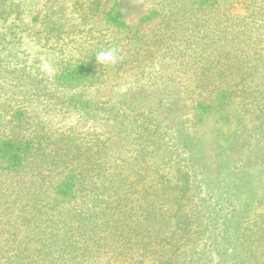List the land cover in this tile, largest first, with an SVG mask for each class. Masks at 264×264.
Instances as JSON below:
<instances>
[{"label":"trees","instance_id":"obj_1","mask_svg":"<svg viewBox=\"0 0 264 264\" xmlns=\"http://www.w3.org/2000/svg\"><path fill=\"white\" fill-rule=\"evenodd\" d=\"M32 2L0 0V201L8 198L26 229L0 264H190L194 258L203 264L213 258L206 249L226 255L219 264L235 258L264 264V213L253 227L231 224L239 235L231 233L228 216L237 207L225 212L217 190L203 197L195 189L193 175L206 169L209 155L193 148L187 129L172 140L150 107L54 90L168 76L183 87L196 119L221 120L226 115L215 111L229 114L226 106L240 91L253 97V75L264 70V0H251L237 17L229 11L239 0H155L137 25L125 21L117 4L106 9L103 0H75L79 21L72 27L44 20L26 28ZM154 19L153 31L142 33L141 25ZM31 41L49 50L52 83L41 58L31 57ZM109 50L116 61L99 62L97 54ZM28 96L39 103H28ZM47 101L63 118L74 113L106 125L53 127L44 117ZM179 149L196 161L181 165ZM166 205L175 223L162 236L151 222Z\"/></svg>","mask_w":264,"mask_h":264},{"label":"rangeland","instance_id":"obj_2","mask_svg":"<svg viewBox=\"0 0 264 264\" xmlns=\"http://www.w3.org/2000/svg\"><path fill=\"white\" fill-rule=\"evenodd\" d=\"M74 1L33 0L26 10L27 15L23 18L24 26L27 28V26L34 24L35 28H39L43 26L41 22L44 24V20H49L54 21L60 28L72 27L79 21V14L75 10ZM239 1L241 3L235 2L230 7L233 9L229 13H232L234 17L243 16L246 13L245 6L251 2V0H244L243 3L242 0ZM115 4H117V8L122 12L127 23L137 25L140 18L154 6L155 0H103L106 9L112 8ZM34 14L40 18L39 23L32 21ZM260 20H264V15L260 17ZM247 22H250V19H247ZM156 25L157 20L155 19L146 22L141 25V31L150 34ZM28 46L33 59L35 57L41 58V64L46 70L45 77L51 81L49 83H52L55 69L54 63L50 59L49 50L40 51V47L32 41ZM145 78L139 84L132 83V81L116 80L114 83H100L92 86L80 85L68 88L55 86L54 90L56 94L62 97L80 93L91 100L109 98L113 104L120 103L126 108L143 107V109H147L150 107L155 110L157 123L162 125V129L168 132L172 140L173 136L179 140V133L183 132L184 128L187 129L188 134L194 139L193 148L201 152L205 151L209 155L206 169H199L193 175L194 184L197 186L195 189L199 190L200 193L202 192L200 195L203 197L208 188L217 190L215 195L216 197L219 196L218 199L221 205L225 207V212L233 210L234 206L237 207L234 215L229 214L228 216L230 221L227 224L232 229L231 233L239 235L238 227H231V224L236 225V222L239 221L245 222L244 226L253 227L254 218L264 213V70H260L252 78L255 98L249 96L250 99H248L240 91L237 99L228 102L226 106L229 114L222 113L223 108L215 111L220 113L219 115H226L225 118L218 121L213 116L206 119H196L183 87H177L172 81H169L168 76L160 82H156L159 78L156 76H152L151 79ZM211 78L213 80L218 79L217 76ZM231 82L235 83L234 80ZM26 100L32 105L39 103L36 100H30L29 96ZM258 105L260 106L257 107ZM52 107V103L47 101L44 111L49 112L44 117L50 121V125L53 127L59 125L74 126L78 130L80 124L86 129L89 127L103 129L106 125L101 118L87 116L79 118L78 114L74 113L63 118L57 112H53ZM256 114L261 115L257 116ZM112 125L113 123L109 124L110 127ZM108 130L114 134L113 130ZM113 142H118V139L114 138ZM179 152L182 160L181 165L196 161V156L192 152L191 155L189 151H183V149H179ZM195 153L198 154L197 151ZM228 198H232L235 204L229 205L228 201H225ZM8 201L7 197L0 201V256L7 250H12L23 239L26 232L25 227L19 222L17 213L13 212L14 209L8 208ZM172 209L171 205H166L162 209L163 213L160 209L155 211L156 218L152 220L151 224H153L152 227L156 229V232L162 236L169 235L173 229L175 218L172 216ZM205 234L209 236L210 232ZM206 252L209 257L213 256V258L202 261L203 264H219V260L226 257L221 252L218 255V252L214 250L206 249ZM235 259L229 260V264H242L237 258ZM190 264L200 263L194 258Z\"/></svg>","mask_w":264,"mask_h":264},{"label":"clouds","instance_id":"obj_3","mask_svg":"<svg viewBox=\"0 0 264 264\" xmlns=\"http://www.w3.org/2000/svg\"><path fill=\"white\" fill-rule=\"evenodd\" d=\"M117 57L114 53V50L101 51L97 54V60L102 63H114Z\"/></svg>","mask_w":264,"mask_h":264}]
</instances>
